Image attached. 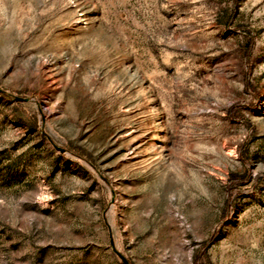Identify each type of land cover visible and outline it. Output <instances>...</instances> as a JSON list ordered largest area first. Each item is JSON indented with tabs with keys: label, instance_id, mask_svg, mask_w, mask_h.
<instances>
[{
	"label": "rangeland",
	"instance_id": "374dc122",
	"mask_svg": "<svg viewBox=\"0 0 264 264\" xmlns=\"http://www.w3.org/2000/svg\"><path fill=\"white\" fill-rule=\"evenodd\" d=\"M114 250L264 264V0H0V264Z\"/></svg>",
	"mask_w": 264,
	"mask_h": 264
},
{
	"label": "water",
	"instance_id": "95a60500",
	"mask_svg": "<svg viewBox=\"0 0 264 264\" xmlns=\"http://www.w3.org/2000/svg\"><path fill=\"white\" fill-rule=\"evenodd\" d=\"M17 100L21 101V99H17ZM114 251L116 255L120 258L123 264H130L129 261L121 253H119L117 250H114Z\"/></svg>",
	"mask_w": 264,
	"mask_h": 264
},
{
	"label": "trees",
	"instance_id": "16d2710c",
	"mask_svg": "<svg viewBox=\"0 0 264 264\" xmlns=\"http://www.w3.org/2000/svg\"><path fill=\"white\" fill-rule=\"evenodd\" d=\"M244 180H245V178H243V179H239V180L235 181L234 183H235L236 185H238V184H242V183L244 182ZM234 183H233V185H232L231 188H235Z\"/></svg>",
	"mask_w": 264,
	"mask_h": 264
}]
</instances>
